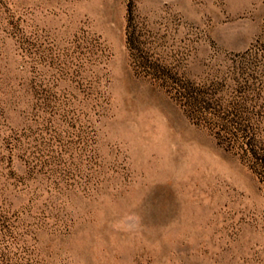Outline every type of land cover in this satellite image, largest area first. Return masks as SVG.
Returning a JSON list of instances; mask_svg holds the SVG:
<instances>
[{
	"label": "rangeland",
	"instance_id": "374dc122",
	"mask_svg": "<svg viewBox=\"0 0 264 264\" xmlns=\"http://www.w3.org/2000/svg\"><path fill=\"white\" fill-rule=\"evenodd\" d=\"M0 264H264V0H0Z\"/></svg>",
	"mask_w": 264,
	"mask_h": 264
}]
</instances>
